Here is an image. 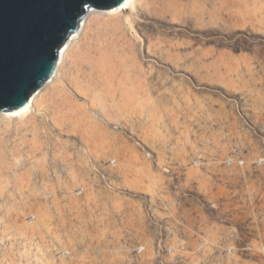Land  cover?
Wrapping results in <instances>:
<instances>
[{
  "label": "rangeland",
  "instance_id": "obj_1",
  "mask_svg": "<svg viewBox=\"0 0 264 264\" xmlns=\"http://www.w3.org/2000/svg\"><path fill=\"white\" fill-rule=\"evenodd\" d=\"M105 10L82 18L34 111L0 117V264H264V164L242 191L218 164L264 154V0H139L129 20ZM191 219L216 250L131 261Z\"/></svg>",
  "mask_w": 264,
  "mask_h": 264
},
{
  "label": "water",
  "instance_id": "obj_2",
  "mask_svg": "<svg viewBox=\"0 0 264 264\" xmlns=\"http://www.w3.org/2000/svg\"><path fill=\"white\" fill-rule=\"evenodd\" d=\"M127 0H0V111L22 107L54 74L59 52L91 8Z\"/></svg>",
  "mask_w": 264,
  "mask_h": 264
},
{
  "label": "built area",
  "instance_id": "obj_3",
  "mask_svg": "<svg viewBox=\"0 0 264 264\" xmlns=\"http://www.w3.org/2000/svg\"><path fill=\"white\" fill-rule=\"evenodd\" d=\"M218 164L224 166L226 169L232 171L235 173V175L240 179L241 182V191L243 189L246 188V181H247V171L248 168H253V167H258L264 164V154L260 155V156H245V157H241L238 155H231L229 157H225L222 160H218ZM206 164L209 162H205ZM205 163L200 159V158H196L193 157L189 164L192 167H203L205 165ZM214 163H216L214 161ZM185 169L186 166H185ZM166 173H171V168L167 167L165 168ZM180 171V170H179ZM187 172V170H186ZM81 190V188H79ZM246 194L244 195V201L242 204H240L241 206L245 205L247 198L245 197ZM170 199V198H169ZM172 202L174 204H180L182 199L180 197H174L171 198ZM171 201L168 200H164L165 206L166 208L169 210V208H171V206H169V203ZM229 201H226V204H228ZM239 205V204H236ZM208 206L211 208H216V204L213 202H209ZM230 206V208H232V205H228ZM227 206V207H228ZM245 207V206H243ZM234 210V209H233ZM169 213V212H168ZM173 213V212H170ZM202 213V215H204V212L202 211H194L190 214V217L196 220L197 216L200 217V214ZM181 217H184L185 215H187V212L182 210L179 212ZM192 222L188 223L186 222V225L183 224L182 227L178 228L176 233H174L176 236H173L172 242H158V243H151L149 245H145V244H140L136 247L133 248L134 254L132 255V262L135 261V259H138L139 257H141V254H145V251L147 250H153L156 252H182V251H213L216 250L218 248V243L215 241V238L212 237L208 231H205L204 228L201 226L202 223L200 221H198L197 224L195 220L191 219ZM171 241V239H170ZM236 248L235 245H231V244H227V245H223L221 247V249L223 250H231ZM263 251H264V246H262ZM242 249H248L247 246H243ZM56 250V249H55ZM94 251H101V248H94ZM58 253H62L65 254V256L67 258H72V257H77V256H85V253H79L76 249H72V248H67V249H62V248H58V250L56 251L55 254ZM100 252H98L97 255H99ZM134 258V259H133ZM80 264H85L88 263L87 260H80L79 261Z\"/></svg>",
  "mask_w": 264,
  "mask_h": 264
},
{
  "label": "bare ground",
  "instance_id": "obj_4",
  "mask_svg": "<svg viewBox=\"0 0 264 264\" xmlns=\"http://www.w3.org/2000/svg\"><path fill=\"white\" fill-rule=\"evenodd\" d=\"M139 3V0H127L123 4L119 6H114L112 8H108L105 11H107L109 14H118L123 10H128V12L125 14V19L129 20L130 15L134 12L136 9L137 5ZM88 15L94 14L96 9L91 8L87 11ZM134 14V13H133ZM86 15V14H85ZM84 15V16H85ZM88 22L86 18L81 20L80 24L78 25V28L70 34L68 39L65 41L64 46L62 47L61 51L59 52V57H58V63L56 65V69L54 71V74L50 77V79L45 82L40 88H38L35 92H33L27 102L20 108H17L15 110L5 112V111H0V117H5V115L9 118H22L24 116H27L28 114L32 113L34 111L35 107L38 105V102L40 99L43 97V90L48 86L50 83L54 82L55 79L58 78V72L60 68L63 66L64 60L71 48V45L80 37V34L84 32V30L88 26Z\"/></svg>",
  "mask_w": 264,
  "mask_h": 264
}]
</instances>
